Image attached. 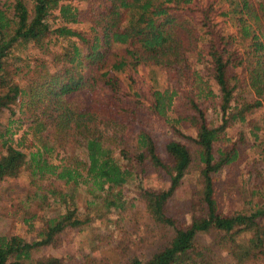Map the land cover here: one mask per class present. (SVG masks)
<instances>
[{
    "label": "trees",
    "instance_id": "trees-1",
    "mask_svg": "<svg viewBox=\"0 0 264 264\" xmlns=\"http://www.w3.org/2000/svg\"><path fill=\"white\" fill-rule=\"evenodd\" d=\"M219 2L228 6L220 12L225 21H217L214 3L196 0H33L32 7L25 0L0 3V111L39 109L53 124L57 143L78 142L72 127L85 140L84 159L51 163L41 149L26 155L0 129V183L27 167L35 187L18 202L20 217L12 213L33 237L0 233V264H119L130 251L126 230L115 244L117 261L90 253L80 258L74 249V234L88 222L78 216L75 188L88 182L96 204L101 198L104 212L120 218L129 215L128 205L135 206L125 191L139 190L144 215L165 229L166 243L143 257H127L126 264H224L214 250L227 244L236 264H264V201L227 214L215 196L220 173L232 171L240 145L247 142L243 135L231 140L227 128L264 107V0L256 6L250 0ZM50 18L59 24L51 27ZM227 18L234 31L223 26ZM33 48L51 59L21 55ZM149 61L165 69L166 89L134 88V75ZM23 69L25 87L15 77ZM176 97L182 109L173 107ZM152 117L163 120L170 138L159 142L148 130ZM32 125L34 134L43 128L41 121ZM99 125L111 132L116 148L104 143ZM188 126L195 135L184 132ZM258 145L264 147V136ZM195 159L202 185H192L190 197L199 208L189 224L179 227L168 208ZM151 172L167 186L145 187L143 180ZM50 200L61 210L38 215ZM9 214L0 208V217ZM208 233L214 241L203 244L200 236ZM242 233L250 236L238 244ZM49 245L71 249L63 256H33Z\"/></svg>",
    "mask_w": 264,
    "mask_h": 264
},
{
    "label": "rangeland",
    "instance_id": "rangeland-1",
    "mask_svg": "<svg viewBox=\"0 0 264 264\" xmlns=\"http://www.w3.org/2000/svg\"><path fill=\"white\" fill-rule=\"evenodd\" d=\"M29 7H32L33 0H25ZM12 4L14 0H0V3ZM198 3L212 2L215 4L217 11V21H225L220 12L227 10V3L219 2V0H196ZM256 6L257 0H250ZM74 6L82 7L83 3L77 1L73 2ZM54 12L53 14H55ZM51 27H56L59 24L58 20L49 19ZM223 26L227 31H234L235 25L231 19H226ZM85 27V25H80ZM55 47H52L50 52L54 53ZM28 55L32 58L34 55L43 57L44 59H51L50 54H45L38 49H29L23 51L21 55ZM201 68V66H199ZM26 69L18 72L15 76L17 82L21 87L26 86L27 78L23 76ZM137 83L134 84L135 89L147 90V86H152L155 89H166L169 86L168 76L163 67L155 62H145L138 68L134 75ZM125 86H129L126 77L123 78ZM147 85V86H146ZM173 107L182 109V101L179 97L174 98ZM14 114L4 109L0 111V129L4 133L7 131L5 138L10 139L13 146L19 147L26 155L30 151L41 149L47 156L51 163H58L61 158L78 156L85 158V140L82 134H78L72 127L71 132L75 135L76 143H66L61 145L57 143L52 136L53 124L46 117L41 114L39 109H34L33 113L27 111L25 106L21 109L14 107ZM173 115L172 112L169 113ZM41 121L43 128L34 134L33 123ZM251 122V124L249 123ZM255 126L257 128H255ZM9 128V129H8ZM99 130L102 133L103 141L108 147H115L111 140V132L103 125H99ZM148 130L154 134L159 142L170 138L171 133L167 131L163 120L157 117H152L148 123ZM185 133L195 135L192 127H183ZM227 135L231 140L238 139L240 135L246 139V143L240 145L241 155L240 160L232 171L225 169L220 173L219 179L215 183V196L222 205L221 209L224 213L231 214L235 210L248 211L256 204L264 201V147L258 145V139L264 136V107L255 110L248 116L246 122H237L226 130ZM257 135V138L256 136ZM219 145V144H218ZM258 145V146H257ZM192 147V146H191ZM46 150V151H45ZM4 152V145L0 139V154ZM117 154V149L115 150ZM200 165L197 159L193 161L189 169L186 181L181 187L182 189L177 193L174 200L170 203L168 208L169 215L174 219L179 227H184L191 221V216L195 214L199 208L196 199L190 197L192 185L201 187L202 182L199 175ZM30 171L27 167H23L20 173L14 178H7L0 183V208L9 209L8 216L0 217V233L4 234H20L26 239L33 237L32 232H26L25 224L19 220L18 216V202L32 194L35 187L30 184ZM145 187L150 189H160L167 186V183L160 179L156 174L152 173L143 180ZM92 184L80 183L75 188L76 207L78 209V216L81 219H88L83 230L77 231L74 234V249L78 256L85 253H90L98 256H108L117 261V250L115 244L122 234V230L128 231L130 235V251H127L123 256L124 259L119 264H126L127 257L136 254L140 257L148 255L156 250L160 245L167 242L165 229L160 226L153 225L146 215H144L143 202L140 200L139 190H126L125 195L129 202L134 204V207H129V215L124 218L116 215H108L104 212L101 198L95 199L96 191L92 190ZM102 195L101 191L97 192ZM36 202L33 200L30 208L33 210L37 208ZM61 210L59 204H54L50 200V206L39 210L38 215H52L54 211ZM12 213H18V216H12ZM127 213V212H126ZM125 213V214H126ZM119 228L121 232H119ZM250 233H242L237 238L238 244L247 242ZM214 234L208 233L200 236V241L203 244L213 242ZM69 245L63 246H42L33 251L34 257L39 256H63L70 251ZM215 257L224 264H236L231 251V245L215 247ZM248 264H260V262H251Z\"/></svg>",
    "mask_w": 264,
    "mask_h": 264
}]
</instances>
